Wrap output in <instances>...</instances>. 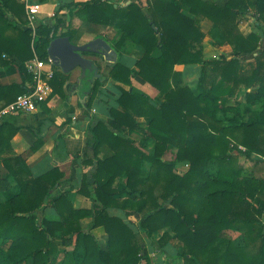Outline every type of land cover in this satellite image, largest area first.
Masks as SVG:
<instances>
[{"label": "trees", "instance_id": "1", "mask_svg": "<svg viewBox=\"0 0 264 264\" xmlns=\"http://www.w3.org/2000/svg\"><path fill=\"white\" fill-rule=\"evenodd\" d=\"M75 7L71 16L123 31L117 52L126 39L145 49L137 74L160 97L153 101L121 89L118 104L125 111L111 108V120H99L91 129L94 157L85 162L95 167L94 181L85 180L79 193L94 200L92 209L75 208L68 192L53 196L63 178L58 167L35 177L22 157L3 161L9 171L0 177V264H151L139 240L142 233L161 253L170 240L179 239L183 252L174 258L184 264H264V177L245 175L235 155L243 146L247 158H264V0H229L225 5L149 0L147 10L134 2L116 9L113 3L93 0ZM184 7L195 18L185 15ZM27 14L19 0H0V66H16L29 81V86L0 85V99H7L0 110L32 86L27 63L35 53L47 59L50 43L70 35L61 31L63 21L57 18L54 26L41 24L34 39ZM240 15L254 17L258 31L244 36ZM204 18L214 23V36L232 46V59H203ZM250 58L253 63L246 67ZM197 64L202 65L199 93L183 85V74L176 70ZM55 75L53 94L66 98L67 77ZM132 75L118 61L110 76L129 85ZM101 85L102 79L95 81L88 110ZM243 86L255 89L246 93L247 104L262 105L248 121L241 120L240 107L228 105ZM221 112L237 117L224 126ZM139 118L148 122L144 133L155 141L152 152L121 134L124 128L140 129ZM18 131L0 124V148ZM172 148L177 150L174 159H164ZM180 163L189 166L184 173L176 171ZM115 209L118 215L112 214ZM89 217L92 229H105L108 249L100 247L93 231L82 228L81 220ZM229 233H239L240 242L226 238Z\"/></svg>", "mask_w": 264, "mask_h": 264}, {"label": "crops", "instance_id": "2", "mask_svg": "<svg viewBox=\"0 0 264 264\" xmlns=\"http://www.w3.org/2000/svg\"><path fill=\"white\" fill-rule=\"evenodd\" d=\"M31 3H41V11L38 16V25L54 26L57 18L63 21L61 31L68 32L70 39L76 45H85L97 38H103L117 52L116 45L123 38V31L115 25L93 24L75 15L71 16V9L74 12L79 3L91 2L93 0H29ZM102 2L113 3L116 9L126 7L131 3H137L144 10L148 8L149 0H101ZM225 5L229 0H202ZM20 3L26 0H19ZM72 7V8H71ZM182 12L195 18L189 12L188 7H184ZM239 28L244 36H249L255 29L256 20L250 15H240L238 17ZM264 24V23H262ZM201 28L205 34L204 38V60L210 61L215 58L233 57L232 47L226 42H222L213 34L214 23L209 18H204ZM264 48V39L262 40ZM145 49L131 40L126 39L120 51L117 52V62L133 72L131 83L125 85L116 82L111 78V70L114 64L106 61L101 56L93 54L86 57L95 61L98 67V76L92 72H87L83 76L82 71L77 69L70 74H64L60 69L58 72L67 77L63 91L66 98L60 94H52L51 98L39 105L36 112L31 114H17L7 118L5 123L19 128L15 136L4 142L0 148V177L8 174L3 161L14 157H22L32 170L35 177L41 176L53 168L58 167L63 173V178L53 196L68 192L70 198L77 208L92 209L94 200L89 199L79 193L83 182L93 183L94 165L85 162V159H93L94 150L92 143L91 129L99 121L109 122L111 120L110 110L117 107L124 109L118 104L121 96V89L138 92L150 97L153 101L159 100L160 92L137 74L136 64L144 56ZM116 62V63H117ZM202 65L176 66V70L181 72L188 80L194 78L197 71L202 69ZM16 66H0V85L10 86L22 84L29 86L28 80H23ZM102 79V85L93 102V107L88 110L87 102L91 96L95 81ZM194 82V80H193ZM190 81L185 85L192 84ZM7 99H0L2 107ZM125 111V109H124ZM140 126L138 131L124 128L122 135L130 139L140 141L148 138L144 133L146 119L139 118ZM142 131V132H141ZM105 155L108 152L104 150ZM103 153V151H102ZM104 157L101 154L100 157ZM124 182V183H122ZM121 187L125 186V179L121 181ZM50 214L49 211H47ZM112 214L118 215V210H113ZM42 216V212L39 213ZM93 218L89 217L81 220V226L85 231L91 227ZM102 249H108V235L103 227L92 229Z\"/></svg>", "mask_w": 264, "mask_h": 264}, {"label": "rangeland", "instance_id": "3", "mask_svg": "<svg viewBox=\"0 0 264 264\" xmlns=\"http://www.w3.org/2000/svg\"><path fill=\"white\" fill-rule=\"evenodd\" d=\"M215 33V31H213V34ZM231 46V45H230ZM232 47V46H231ZM233 50V48H232ZM233 52V51H232ZM203 58H204V54H203ZM214 59H220V58H215ZM223 59H227L230 60L232 58H223ZM247 62L245 63L246 67L250 66V63H253V60L247 59ZM201 65V64H200ZM202 67V66H201ZM202 74V69L200 71H197L194 78H189L188 80L185 78V76H183V85H185V82H194L192 84H189L187 86H189L190 88H192L193 91H195L196 93H199L201 91L200 87H199V81H200V77ZM251 91H255V89H247L246 87H242L235 96L231 97L228 101V105L229 106H233V107H240L242 109V117L241 120L244 121H248L251 117L255 116L256 114L260 113L262 110V105L261 104H254V105H249L247 104V99H246V93L247 92H251ZM247 109H249L250 111L247 112ZM237 117L236 113L230 112L226 115H223V113H219L218 115V119L221 120L222 124L224 126H228L230 120H233ZM139 125L143 126L142 123H139ZM148 126L145 124V129H147ZM138 131V130H135ZM142 132V131H141ZM133 140V139H131ZM136 141V140H134ZM138 144H140V146H144L148 151L152 152L154 150V144L155 141L149 138H142L140 139V141H136ZM239 149L242 151V153L240 152H235V155L238 157V163L243 165L244 168L246 169L245 171V175H256L257 177H264V158L258 154H254L252 155L251 158H247L244 154L245 148L243 146H240ZM177 150L172 148L165 156L164 159L166 160H173L174 156L176 154ZM189 168V166L187 164H178L176 167V171L179 173H184L187 169ZM124 183V182H122ZM120 183V184H122ZM86 197V196H85ZM88 198V197H87ZM91 199V198H89ZM73 203V201H72ZM74 207L77 208L75 206V204L73 203ZM131 219L134 222H138L137 216L132 215ZM93 224V221H92ZM91 224V226H92ZM88 231H92V227L89 228ZM161 232H158L155 234L156 239H159L161 236ZM226 238L231 239L233 241L236 242H240L241 238H240V234L239 233H229L225 235ZM139 240L141 245L144 246L145 251L148 252V255L151 259V264H184L183 259L181 258H174L175 256H178L179 254H181L183 252V244L181 243V241H179V239H177L176 237H174L172 240H170V242L165 246L164 251L161 252H155V247L153 246V242L150 238L147 237V235L145 233H142L139 236ZM141 264H145V262H142Z\"/></svg>", "mask_w": 264, "mask_h": 264}, {"label": "built area", "instance_id": "4", "mask_svg": "<svg viewBox=\"0 0 264 264\" xmlns=\"http://www.w3.org/2000/svg\"><path fill=\"white\" fill-rule=\"evenodd\" d=\"M25 5L29 27L35 39L36 31L39 27L37 20L42 6L39 2L31 3L29 0H26ZM27 69L33 76V84L27 93L19 96L13 103L0 110V124L11 116L36 112L39 105L47 102L53 94L51 80L56 76L55 74L60 68L49 57L42 59L35 53L34 58L27 63Z\"/></svg>", "mask_w": 264, "mask_h": 264}, {"label": "water", "instance_id": "5", "mask_svg": "<svg viewBox=\"0 0 264 264\" xmlns=\"http://www.w3.org/2000/svg\"><path fill=\"white\" fill-rule=\"evenodd\" d=\"M48 47V57L61 69L64 74L80 69L83 76L92 72L98 76L95 61L86 57L93 54L103 57L111 64L117 62V52L103 38H97L85 45H76L68 36L55 38Z\"/></svg>", "mask_w": 264, "mask_h": 264}]
</instances>
